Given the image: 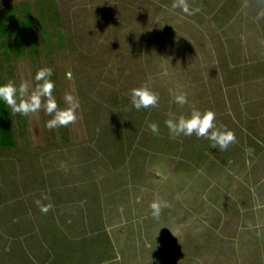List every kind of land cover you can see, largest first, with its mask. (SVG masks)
<instances>
[{"label":"rangeland","instance_id":"rangeland-1","mask_svg":"<svg viewBox=\"0 0 264 264\" xmlns=\"http://www.w3.org/2000/svg\"><path fill=\"white\" fill-rule=\"evenodd\" d=\"M176 2L0 0V26L23 10L34 23L0 36L3 83L34 88L48 67L58 105L80 102L52 130L43 110L8 109L0 264H264V0H185L191 15ZM141 86L156 107H131ZM194 109L236 141L173 138L165 122Z\"/></svg>","mask_w":264,"mask_h":264},{"label":"clouds","instance_id":"clouds-1","mask_svg":"<svg viewBox=\"0 0 264 264\" xmlns=\"http://www.w3.org/2000/svg\"><path fill=\"white\" fill-rule=\"evenodd\" d=\"M172 7L173 9L179 8L188 15L194 14L185 0H177ZM66 75L71 78L72 73L69 71ZM52 76L53 70L45 67L38 70L33 77L34 88L27 81L19 85L13 80L0 83V104L10 109L11 114L14 116L27 117L43 110L45 115L51 117L45 123V127L49 130L75 124L79 118V99L72 94H66L64 96L66 107L61 108L53 94L56 85L52 80ZM129 95L131 107L136 111L156 107L159 103L158 94L151 91L147 86L134 88ZM187 102V98L183 94L175 97V103L181 106ZM214 121L215 114L213 112L202 113L194 109L189 117L181 116L178 119H169L165 123L173 138L195 135L197 138L208 139L214 149L219 147L221 150H226L230 144L236 141L235 134L226 129H217ZM149 128L153 133L158 132L156 124L149 125ZM164 206L166 205L159 202L153 203L151 205L153 216L158 217ZM41 211L47 212L48 208H41Z\"/></svg>","mask_w":264,"mask_h":264},{"label":"trees","instance_id":"trees-1","mask_svg":"<svg viewBox=\"0 0 264 264\" xmlns=\"http://www.w3.org/2000/svg\"><path fill=\"white\" fill-rule=\"evenodd\" d=\"M28 14L29 13L26 10L22 11V15H23L22 21L19 20V18H17L15 14H12L11 28L8 30L0 26V36L5 37L8 36L9 34L13 36H18V35L21 36V35L29 34L34 28V23L30 14L29 16ZM15 47H16V57L21 58L24 55L21 48V44L17 42ZM31 53L33 54L34 51L32 50ZM0 83H3L1 67H0ZM13 145H14V138H13V132L9 117V110L6 106L0 104V148L11 149Z\"/></svg>","mask_w":264,"mask_h":264}]
</instances>
